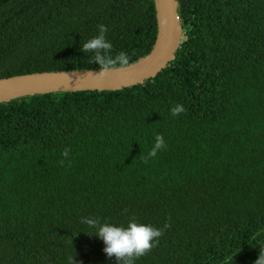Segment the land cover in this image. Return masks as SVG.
Wrapping results in <instances>:
<instances>
[{
  "label": "trees",
  "instance_id": "16d2710c",
  "mask_svg": "<svg viewBox=\"0 0 264 264\" xmlns=\"http://www.w3.org/2000/svg\"><path fill=\"white\" fill-rule=\"evenodd\" d=\"M177 2L182 43L156 77L0 104V264H118L81 219L127 226L133 216L157 228L171 216L135 264H255L264 249V0ZM100 24L111 54L133 63L155 45L154 0H0V79L100 69L80 51ZM177 104L186 111L173 117ZM156 134L167 147L145 163Z\"/></svg>",
  "mask_w": 264,
  "mask_h": 264
},
{
  "label": "water",
  "instance_id": "95a60500",
  "mask_svg": "<svg viewBox=\"0 0 264 264\" xmlns=\"http://www.w3.org/2000/svg\"><path fill=\"white\" fill-rule=\"evenodd\" d=\"M157 37L152 51L130 63V67L97 78L100 69L43 72L0 79V104L50 93L118 91L145 83L156 77L175 59L184 29L177 0H154Z\"/></svg>",
  "mask_w": 264,
  "mask_h": 264
},
{
  "label": "clouds",
  "instance_id": "9594fccd",
  "mask_svg": "<svg viewBox=\"0 0 264 264\" xmlns=\"http://www.w3.org/2000/svg\"><path fill=\"white\" fill-rule=\"evenodd\" d=\"M109 31L104 24L98 25V35L85 41L80 51L87 55L92 53L91 63L98 64L100 72L92 74L97 78H106L114 71H120L130 67V57L127 53L121 51L113 56V45L106 39V33ZM186 109L182 104H177L170 109V115L179 117ZM167 144L162 134H156L155 143L147 156L142 157L147 163L148 159L155 158L161 150L166 149ZM62 156L67 159L70 156V149H64ZM65 160H61L63 166ZM127 211V210H125ZM171 216L165 222L162 228L154 227L151 224H144L137 221L133 216L129 219L127 226H116L108 222H101L92 217H82L81 223L89 228L95 229V234L101 238L106 247L104 252L108 257L115 256L118 264H135L136 260L148 254L154 247L158 246L159 238L164 231L171 226ZM93 235L91 233H87ZM68 264H75V258L69 256ZM255 264H264V249H261L259 258Z\"/></svg>",
  "mask_w": 264,
  "mask_h": 264
}]
</instances>
